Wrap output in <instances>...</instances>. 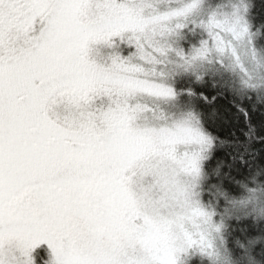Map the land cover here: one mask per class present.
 I'll return each mask as SVG.
<instances>
[{
	"label": "snow or ice",
	"instance_id": "1",
	"mask_svg": "<svg viewBox=\"0 0 264 264\" xmlns=\"http://www.w3.org/2000/svg\"><path fill=\"white\" fill-rule=\"evenodd\" d=\"M0 264H264V0H0Z\"/></svg>",
	"mask_w": 264,
	"mask_h": 264
}]
</instances>
